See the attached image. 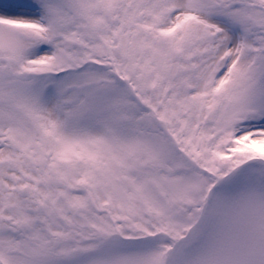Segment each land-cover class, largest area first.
<instances>
[{
	"label": "snow or ice",
	"instance_id": "snow-or-ice-1",
	"mask_svg": "<svg viewBox=\"0 0 264 264\" xmlns=\"http://www.w3.org/2000/svg\"><path fill=\"white\" fill-rule=\"evenodd\" d=\"M0 264H264V0H0Z\"/></svg>",
	"mask_w": 264,
	"mask_h": 264
}]
</instances>
